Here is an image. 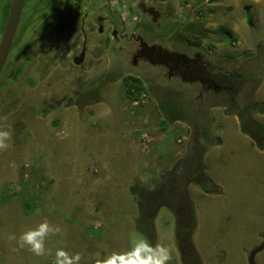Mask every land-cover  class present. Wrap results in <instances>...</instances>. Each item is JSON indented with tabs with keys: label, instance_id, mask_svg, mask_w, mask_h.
Returning <instances> with one entry per match:
<instances>
[{
	"label": "rangeland",
	"instance_id": "1",
	"mask_svg": "<svg viewBox=\"0 0 264 264\" xmlns=\"http://www.w3.org/2000/svg\"><path fill=\"white\" fill-rule=\"evenodd\" d=\"M194 1L189 20L196 26L185 24L179 55L198 65L202 77L236 76L240 103L264 102V0ZM191 4L184 5L186 14ZM36 6L25 0L18 26ZM34 20L17 27L0 73V124L13 133L11 147L0 151V264H55L58 248L92 264L95 254L125 251L139 236L169 247V264H264V150L239 131L225 93L211 87L214 78L201 84L181 69L151 62L134 41L113 40L96 26L82 45L74 24L55 29L47 17L46 31L37 32L29 25ZM161 45L151 51L176 54ZM128 74L145 87L131 101L122 84ZM251 115L264 122L259 108ZM195 126L211 137L200 136L199 145L218 193L180 177L177 165ZM165 200L181 215L185 208L193 215L198 262L182 257L177 216ZM44 219L61 229L46 238L48 255L35 256L8 240ZM151 222L153 240L137 229L140 223L149 230Z\"/></svg>",
	"mask_w": 264,
	"mask_h": 264
},
{
	"label": "flooded vegetation",
	"instance_id": "2",
	"mask_svg": "<svg viewBox=\"0 0 264 264\" xmlns=\"http://www.w3.org/2000/svg\"><path fill=\"white\" fill-rule=\"evenodd\" d=\"M34 1H37L36 9L39 11L35 18H33V20L35 19L33 22L34 25L29 23V25L32 27V30L37 32L43 30V32H45L46 30L44 29L43 24L46 23L45 20L47 17H49V22L54 25L55 29L57 27L64 29V27H66L65 24L68 23L74 24L73 28H78L79 32L83 35L82 45H84L87 32L89 30H93L96 26L97 31L100 33H104L106 31L111 33L110 38L114 37L124 41L132 40L139 46H141L139 39H142L146 42L147 47L150 48V50H148L153 54V57L159 55L154 54L151 49L157 48L161 44L165 46L166 43V45L169 44V46L172 48V51L176 52L177 55L175 53L172 55L173 52H170L167 54V57H164L165 55L160 56L161 62L164 63V65H166L169 69H181L182 72H186L188 75H191L194 78L199 79L201 76L197 71V69H200L198 65L191 63L189 59L179 55L180 51L177 50L178 47H176V45L178 46L182 43L186 30L185 24L189 23L196 26V19L193 21L189 20L190 13L196 8V1L194 0H180V4H177V6L173 5L172 0ZM190 1L193 2V4L189 5L188 13L186 14L183 10L184 5ZM24 6L25 0H23L22 9ZM44 9H49L47 14H45ZM28 19L29 16H27L25 19L26 23ZM76 21L79 24H76ZM26 23L20 26L24 27ZM20 26H17L18 29ZM145 35H150L153 38H147ZM190 44L191 42H188V45ZM152 45L156 47H152ZM194 45H196V42ZM81 52L84 56L85 47H81L77 56H79ZM173 56H175V58H173ZM193 58L196 59L195 55ZM170 59L173 61L171 62ZM206 76H208L210 81H212L213 76L211 73L207 74Z\"/></svg>",
	"mask_w": 264,
	"mask_h": 264
},
{
	"label": "trees",
	"instance_id": "3",
	"mask_svg": "<svg viewBox=\"0 0 264 264\" xmlns=\"http://www.w3.org/2000/svg\"><path fill=\"white\" fill-rule=\"evenodd\" d=\"M0 1L2 3V6L0 8V29H3L4 22L7 16L9 0ZM38 11V9H35L34 12L29 15V18H35ZM248 22L250 24L252 23L251 17H248ZM220 28L222 29L225 37L229 36L231 39H235V36H233L232 33H230L228 30L224 29L223 27ZM214 82L217 87H214L212 85L211 87L213 91L217 94L225 93V100L230 108L229 111L237 114L239 118L240 131L250 138V144L252 146L260 150H264V122L256 120L251 115V109L255 107L259 108L261 112H264V102L254 101L252 103H240L235 88V86H237V83L239 82V79L236 76L231 75V73L229 75L225 74L216 76L214 78ZM122 84L125 88V95L129 100L137 98V95H139L141 91L145 90L142 79L136 75L128 74L124 76L122 78ZM200 136L211 141V137L204 130L196 126L194 127V133L190 141L189 151L177 165L181 173L180 177H185L191 181H194V183L199 184L206 192L216 191L218 193L221 190L220 187L216 185L210 178H208L204 170V147L202 145H199ZM195 143L196 145H194ZM163 202L167 207L171 206L169 207L170 210H172L175 216H177V218L175 219V237L182 257L186 258L188 261L198 262V255L191 242V232L195 226L193 215L186 213L188 208H185V214L181 215L177 207L170 201L165 200ZM153 211L151 213V217H153ZM148 227L150 228L149 230L146 229L144 225H141L140 223L137 224L138 231H141L142 233H148L153 240L155 236V234H153L154 224L151 222Z\"/></svg>",
	"mask_w": 264,
	"mask_h": 264
},
{
	"label": "clouds",
	"instance_id": "4",
	"mask_svg": "<svg viewBox=\"0 0 264 264\" xmlns=\"http://www.w3.org/2000/svg\"><path fill=\"white\" fill-rule=\"evenodd\" d=\"M12 134L10 125L0 124V151H6L11 147ZM60 231L58 226L51 225L47 219H44L35 228L23 231L19 237L10 234L8 240L16 241L20 248L26 247L33 255L42 257L49 254L45 247L46 238ZM172 258L169 247L162 243L153 244L147 238L139 236L125 251L95 254L92 264H169ZM82 259L83 256L79 252L70 254L63 248L55 251V264H80Z\"/></svg>",
	"mask_w": 264,
	"mask_h": 264
},
{
	"label": "water",
	"instance_id": "5",
	"mask_svg": "<svg viewBox=\"0 0 264 264\" xmlns=\"http://www.w3.org/2000/svg\"><path fill=\"white\" fill-rule=\"evenodd\" d=\"M22 6H23V0H10L9 1L7 17H6V20L4 22V26H3L1 36H0V73L2 71V68H3L7 58H8L9 51H10V48L12 46L15 34H16V29H17V26H18V23L20 20ZM139 42L141 44L140 54L142 56H146L151 62H155V61L161 62L160 56H159L160 58L152 56L153 54L148 50L147 44L145 41H143L142 39H139ZM82 56H83V53L81 52L79 56L74 57L73 61L76 64H79L81 59H82ZM198 80H200L201 84L202 83L204 84L206 82L209 83V81H210L208 76H205V77L201 76ZM212 85L215 87L214 83H212Z\"/></svg>",
	"mask_w": 264,
	"mask_h": 264
},
{
	"label": "crops",
	"instance_id": "6",
	"mask_svg": "<svg viewBox=\"0 0 264 264\" xmlns=\"http://www.w3.org/2000/svg\"><path fill=\"white\" fill-rule=\"evenodd\" d=\"M240 128V127H239ZM240 131V130H239ZM244 134V133H243ZM246 135V134H245ZM222 143H220L219 145L216 146V148L218 149L220 146H221ZM196 227V222H195V226L194 228ZM175 229V228H174ZM194 230V229H193ZM175 243H176V237H175ZM177 244V243H176ZM178 252V251H177ZM179 255V254H178Z\"/></svg>",
	"mask_w": 264,
	"mask_h": 264
},
{
	"label": "built area",
	"instance_id": "7",
	"mask_svg": "<svg viewBox=\"0 0 264 264\" xmlns=\"http://www.w3.org/2000/svg\"><path fill=\"white\" fill-rule=\"evenodd\" d=\"M144 139L145 140H148V136L144 134Z\"/></svg>",
	"mask_w": 264,
	"mask_h": 264
},
{
	"label": "bare ground",
	"instance_id": "8",
	"mask_svg": "<svg viewBox=\"0 0 264 264\" xmlns=\"http://www.w3.org/2000/svg\"><path fill=\"white\" fill-rule=\"evenodd\" d=\"M136 21V20H135ZM224 27V26H223ZM144 29V28H143ZM232 33V32H231ZM113 36V35H112ZM114 38V37H113ZM127 89V88H126ZM140 96V95H139ZM139 98V97H138ZM131 101V100H130ZM258 105V104H257ZM129 133V132H128ZM128 148V147H127ZM263 149V148H262ZM156 225V224H155ZM153 233V232H152ZM249 263V262H248Z\"/></svg>",
	"mask_w": 264,
	"mask_h": 264
}]
</instances>
